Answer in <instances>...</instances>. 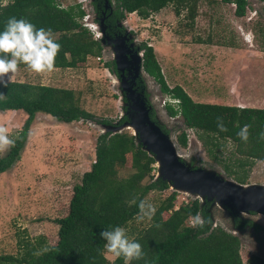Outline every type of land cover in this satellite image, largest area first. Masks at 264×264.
Segmentation results:
<instances>
[{"label":"rangeland","instance_id":"1","mask_svg":"<svg viewBox=\"0 0 264 264\" xmlns=\"http://www.w3.org/2000/svg\"><path fill=\"white\" fill-rule=\"evenodd\" d=\"M110 2L115 7V0ZM58 3L64 8L80 5L91 28L99 26L90 0H58ZM2 4L5 5L6 1ZM260 6L257 1L248 0L244 15L238 17L233 4H224L220 0H197L193 21L186 10L176 16L172 6L150 14L147 19L140 18L136 13H125L121 21L132 35L133 42L127 40L123 48L115 45L112 50L101 46L99 60L87 57L85 63L77 67L55 68L46 76L19 66L15 82L71 90L79 107L90 113L94 120L66 124L42 113L35 115L19 161L0 175V256H18L21 241L36 242L43 237L47 246L56 243L58 226L55 220L67 214L73 187L80 183L82 175L95 162L97 138L106 131L102 124L96 122L109 121L110 127L115 129L121 125L119 120L124 115H138L131 110L133 98L147 116L153 112L155 121L168 131L180 157L179 162L187 165L185 167L189 171L208 169L234 181L223 171L220 162H226L240 176H245L242 185L264 186V156H259L260 145L251 146L252 154L246 158L235 154L234 146L226 143L223 149L216 150L219 151V162L213 160L194 130L186 129L180 117L170 118L166 114L165 103L176 106V101L163 95L159 86L145 73L136 77H140L142 87L136 84L135 66L128 58L138 57L133 49L144 43L152 47L167 86L181 87L194 102L264 109V14ZM80 22L83 25L82 20ZM89 34L95 39L100 32L97 30ZM244 37L250 43H246ZM133 43H137V47ZM115 54L126 60L122 69L124 71L125 68L124 72L131 76L126 77L125 83L129 87L126 91L119 86V67L116 62L112 64ZM25 119L26 114L22 111L0 112V126L8 129L10 139L20 131ZM182 132L187 140L184 148L177 142ZM121 133L132 136L137 145L144 147L140 134L134 137L130 130ZM6 152H0V157ZM149 155L155 157L154 153ZM238 162L245 163L242 169H237ZM155 165L156 162L152 165V181L157 173ZM115 169L119 179L128 178L134 172L130 155ZM150 181L147 177L142 183ZM165 182L168 185L165 190H153L144 197L143 201L153 206L154 213L173 193L175 200L170 213L193 201L191 196L176 192L170 182ZM206 202L209 204L212 228L217 226L239 240L242 263H246L250 256L264 258V230L257 234L251 230L237 233L233 230L230 211L213 205V202ZM154 213L151 219H139L138 215L124 228L129 239L151 225ZM169 215L164 214L163 217ZM241 217L264 225V213L248 212ZM196 223L193 218L186 222L189 226ZM105 257L109 262L116 258L106 251Z\"/></svg>","mask_w":264,"mask_h":264},{"label":"trees","instance_id":"2","mask_svg":"<svg viewBox=\"0 0 264 264\" xmlns=\"http://www.w3.org/2000/svg\"><path fill=\"white\" fill-rule=\"evenodd\" d=\"M6 1L3 5L2 2ZM224 4L235 5V15H244L245 0H220ZM111 6L110 0H93L92 7L99 18H106L105 25L110 29L115 21L124 18L125 13H136L147 19L172 6L179 16L186 10L193 21L196 17L197 0H115L113 13L104 4ZM108 8V9H107ZM85 15L80 5L61 7L58 0H0V32L5 30L12 17L25 19L37 29H51L60 51L55 58V68H74L85 63L87 57H99L101 45L94 40L88 30L81 25ZM97 22V21H96ZM98 23V22H97ZM111 37L112 34H110ZM141 67L143 72L159 86V91L176 106L165 103L164 109L170 118L180 117L186 129L194 130L206 152L218 161L216 150L223 149L226 143L234 146V153L246 158L252 154L251 146H258L259 156H264V109L240 108L194 102L179 86L169 88L163 79L161 69L155 59L152 47L142 43ZM20 67L26 65L20 64ZM108 67V65H106ZM0 93L6 96L0 100V112L22 111L26 119L16 136L15 146L0 157V175L7 172L20 159L29 129L37 113L54 118L58 122L93 121L94 117L81 109L74 93L68 89L24 82H12L8 87L0 84ZM150 119L155 121L154 114ZM128 121L125 115L119 124ZM226 131H221L219 123ZM110 126L109 121L96 122ZM248 125V141L244 142L238 133ZM161 131H168L159 125ZM180 147L187 145L185 133L177 137ZM258 144V145H257ZM131 157L133 173L126 179H119L115 166ZM154 158L137 145L132 136L124 133L106 132L97 138L95 162L85 172L78 185L73 187L67 214L56 219L57 241L52 246L45 245L44 238L36 242L21 241L18 256H0V264H124L123 257L112 262L105 257L106 241L100 233L115 227L126 228L140 214L139 203L153 190H165L168 185L157 179L152 181ZM219 162V161H218ZM222 163L223 171L239 184H244L245 176H240L233 167ZM245 163L238 162L237 169ZM149 178L148 184L142 182ZM135 200L136 203H131ZM175 193L162 203L152 216L151 225L133 236L144 252V258L133 260L131 264H264V259L250 256L242 263L239 256V240L219 227L212 228L208 205L199 206L198 200L173 209ZM170 214L164 218V214ZM235 228L243 231L250 222L239 219L233 212ZM200 216L201 221L193 226L186 222ZM258 230V227H256Z\"/></svg>","mask_w":264,"mask_h":264},{"label":"water","instance_id":"3","mask_svg":"<svg viewBox=\"0 0 264 264\" xmlns=\"http://www.w3.org/2000/svg\"><path fill=\"white\" fill-rule=\"evenodd\" d=\"M99 28L100 26L96 29L98 30ZM126 32L128 31L126 30ZM135 56L129 59L135 66L134 78L140 73H144L141 67L142 57ZM114 60L121 71L126 60L118 56V54L114 55ZM125 84L124 81L119 82V86L123 91L129 89L128 85L125 86ZM136 102L133 98V108L131 110L137 112L138 115H127L128 121L115 129L110 126H101L106 129L105 133H121L124 128L131 126L134 128V132L132 133L134 137L140 134L143 146L145 147H142V150L148 155L149 153L155 154L154 160L156 162L157 173L154 180L161 179L168 181L176 192L191 196L193 201L213 202V205L227 208L239 216L242 215L239 211L243 213H264V188L261 185L244 186L233 180L225 179L223 176L217 175L208 169L189 171L188 167H185L187 165L184 166L179 162L180 157L174 144L169 139V135L163 133L159 124L152 121L146 112L142 111L141 105Z\"/></svg>","mask_w":264,"mask_h":264},{"label":"clouds","instance_id":"4","mask_svg":"<svg viewBox=\"0 0 264 264\" xmlns=\"http://www.w3.org/2000/svg\"><path fill=\"white\" fill-rule=\"evenodd\" d=\"M247 43V42H246ZM250 43V41H249ZM60 51V45L56 43L51 29H37L32 23L25 19L12 17L8 20L5 30L0 32V84L8 87L9 83L15 81L19 72V65H26L31 72L46 76L55 69V58ZM7 78V79H5ZM0 93V100L5 99ZM221 131H226L222 122L219 123ZM248 125H245L238 136L248 141ZM264 139V133L260 134ZM15 146V141L9 138L8 129L0 126V152L7 151ZM131 203H136L135 200ZM139 219L145 217L151 219L154 208L147 201L139 203ZM199 222L200 218H195ZM106 241L105 251L107 254L117 258L123 257L124 264H131L133 260L144 258L142 246L135 240L129 239L123 227H115L100 233Z\"/></svg>","mask_w":264,"mask_h":264},{"label":"flooded vegetation","instance_id":"5","mask_svg":"<svg viewBox=\"0 0 264 264\" xmlns=\"http://www.w3.org/2000/svg\"><path fill=\"white\" fill-rule=\"evenodd\" d=\"M255 1H257V2H259L261 4L260 9H261V12H263V14H264V0H255ZM92 2H93V0H90V4H92ZM104 7H108L110 9L109 10L111 12L110 14H112L113 10L115 9V7H112V5L111 6L107 5V3L104 4ZM91 9H92V12H94L92 5H91ZM94 16H95V20L98 22V24L100 26V28L98 29L99 32H100V38H99L98 41H99L101 46L107 47V49H111L112 50L113 46H115V45H120L123 48V45L125 44V42H127V40H131L133 42V37H132V35L130 34L129 31L126 32L125 26H124L123 22L121 21L122 19H119V20L115 21V24L109 29L108 26L105 25V21H106L107 17L100 19L99 16L95 12H94ZM110 34H112L113 37H111ZM126 36L127 37H131V38L127 39ZM133 44H135L134 45V47H135L137 43H133ZM133 53H138V56L142 57V51L139 50V47H137L136 49H133ZM128 58L131 59L132 57H128ZM141 60H142V58H141ZM114 63H115V60H114V57H113L112 58V64H114ZM124 71H125V68H124ZM124 71L122 69V71H120L119 74H118V77H119L118 79H119L120 82H122V81L125 82L127 80L126 77L129 76ZM128 78H131V76H129ZM135 81H136V84H140V87H142V84H141V81H140V77L136 78ZM125 86H126V84H125ZM151 113H153V112H150V114ZM198 202H199L200 208L204 207L206 205V203H207L206 201H204V202L203 201H198ZM230 215H231L232 221H233V214L230 213ZM236 216L239 219L243 220V221L250 222L252 224V226L251 225H246L244 230L240 231L239 229L235 228L234 223H233V230H235V232L242 233L244 231L251 230V232H254L255 234H257L260 231L264 230V225L262 223L254 221L253 219L242 218L239 215H236ZM199 218H200V216H199ZM200 221H201V218H200L199 222ZM256 227H258V230H256ZM256 240L260 241L258 239H256ZM261 259H264V258H261Z\"/></svg>","mask_w":264,"mask_h":264},{"label":"built area","instance_id":"6","mask_svg":"<svg viewBox=\"0 0 264 264\" xmlns=\"http://www.w3.org/2000/svg\"><path fill=\"white\" fill-rule=\"evenodd\" d=\"M245 1H248V0H245ZM79 3H81V1H79ZM83 9V8H82ZM256 14V12L254 11V15ZM82 20V22H83V27L85 28V29H87L89 32H92V31H97L96 29H94V28H91V24H88L87 23V16L85 15V16H83V18L81 19ZM94 29V30H93ZM98 33V32H97ZM99 38H100V34H99V36L97 37V38H95L94 40H99ZM245 38V37H244ZM245 40V42H247V43H249V39H247V38H245L244 39ZM98 60H99V58H97Z\"/></svg>","mask_w":264,"mask_h":264},{"label":"bare ground","instance_id":"7","mask_svg":"<svg viewBox=\"0 0 264 264\" xmlns=\"http://www.w3.org/2000/svg\"><path fill=\"white\" fill-rule=\"evenodd\" d=\"M124 130H130L132 133L134 132V128L131 127V126H127L126 128H124ZM250 185H257V184H247V185H244V186H250ZM264 188V186H261ZM241 214H244L243 212L239 211ZM263 212H261L260 214H262Z\"/></svg>","mask_w":264,"mask_h":264},{"label":"crops","instance_id":"8","mask_svg":"<svg viewBox=\"0 0 264 264\" xmlns=\"http://www.w3.org/2000/svg\"><path fill=\"white\" fill-rule=\"evenodd\" d=\"M238 53V52H237ZM237 56H239V54L237 55ZM237 106V105H236ZM241 108V107H240ZM242 108H248V107H242Z\"/></svg>","mask_w":264,"mask_h":264}]
</instances>
